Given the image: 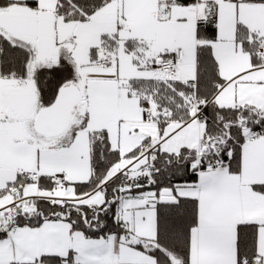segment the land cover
I'll return each mask as SVG.
<instances>
[{
  "label": "snow or ice",
  "instance_id": "obj_1",
  "mask_svg": "<svg viewBox=\"0 0 264 264\" xmlns=\"http://www.w3.org/2000/svg\"><path fill=\"white\" fill-rule=\"evenodd\" d=\"M0 264H264V0H0Z\"/></svg>",
  "mask_w": 264,
  "mask_h": 264
}]
</instances>
